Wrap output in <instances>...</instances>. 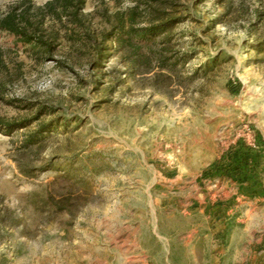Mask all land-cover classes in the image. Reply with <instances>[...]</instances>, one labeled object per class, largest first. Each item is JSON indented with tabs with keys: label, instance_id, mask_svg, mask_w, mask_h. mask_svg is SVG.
I'll list each match as a JSON object with an SVG mask.
<instances>
[{
	"label": "rangeland",
	"instance_id": "rangeland-1",
	"mask_svg": "<svg viewBox=\"0 0 264 264\" xmlns=\"http://www.w3.org/2000/svg\"><path fill=\"white\" fill-rule=\"evenodd\" d=\"M48 1L0 0V264H264V0Z\"/></svg>",
	"mask_w": 264,
	"mask_h": 264
},
{
	"label": "trees",
	"instance_id": "trees-1",
	"mask_svg": "<svg viewBox=\"0 0 264 264\" xmlns=\"http://www.w3.org/2000/svg\"><path fill=\"white\" fill-rule=\"evenodd\" d=\"M85 0H49L45 5L38 11L40 23L49 19L51 21H57L61 23L63 20L71 24H79L80 14L84 10ZM134 19L131 17L127 23V28L124 23H121L117 27L116 40L123 41L127 39L131 45L134 42L149 44L154 41V38L164 34L167 30V23L164 25L150 26L147 29H135ZM0 31L13 35L20 43L25 45H34L38 48H42L46 45L40 38H35V27L32 25L26 16L21 15L17 17L15 14L7 15L5 18L0 19ZM3 62L0 56V67ZM37 119V118H36ZM22 124H8L4 123L0 119V132L5 134H11L17 127ZM47 128L42 129L31 136L27 137L24 141L25 146L37 143L38 139L42 136Z\"/></svg>",
	"mask_w": 264,
	"mask_h": 264
}]
</instances>
